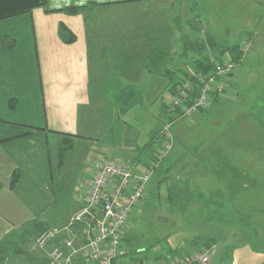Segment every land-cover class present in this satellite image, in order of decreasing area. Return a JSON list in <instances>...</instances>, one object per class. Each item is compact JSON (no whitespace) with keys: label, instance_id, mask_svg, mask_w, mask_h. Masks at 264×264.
Listing matches in <instances>:
<instances>
[{"label":"crops","instance_id":"0c3cea01","mask_svg":"<svg viewBox=\"0 0 264 264\" xmlns=\"http://www.w3.org/2000/svg\"><path fill=\"white\" fill-rule=\"evenodd\" d=\"M175 1L46 0L43 7L0 20V243L7 240L11 246L2 264H48V253L56 244L55 240L38 254L19 248V241L22 240L21 235L30 229L32 235H38L45 229V224L52 221L50 216L56 223L55 214L49 213L55 201L63 199L73 182V175L69 174L72 168L79 170L81 160H87L93 154L90 152L94 148L86 149L88 143H99L113 130L119 129L115 122L116 109L107 98V95L117 94L118 91L113 89L116 85L108 81L132 78L134 82L146 73L142 64L150 61L152 53L155 57H162L163 52V62L169 63V59L171 62L173 59L171 56L176 54L175 46H179L182 51L177 55L181 58L186 56L183 55L182 44L185 34L179 40L172 38L170 41L168 37L173 21L175 30H180L178 17H172L173 21H169L168 17V7L173 6ZM178 1L187 10H190L188 4L193 3L191 9H195L198 23L210 29L211 33L219 30L220 36L222 28L225 40L242 34H246L248 40L254 39V36L264 40V0ZM91 3L106 5H89L77 14L59 11L68 6ZM218 23L222 25L220 29ZM60 24L75 35L73 42H64L59 37ZM215 36L210 38L213 46L222 39ZM5 37L10 40V47L3 46ZM208 57L211 62L219 59L218 55ZM244 58L242 56L241 61ZM125 62L129 66L122 71L120 64ZM249 63L255 64L251 68L255 75L264 78V56L257 60L250 58ZM176 68L180 70V67ZM232 76L236 77L233 80L234 93L238 94L241 67L229 77ZM135 83H124L130 89L129 94L133 93ZM237 96L239 99V94ZM226 99L215 98L210 109L218 105V100ZM260 100L264 103V97ZM222 109L225 112L226 106H221ZM263 109L264 104L255 105L256 118L261 121L264 118ZM64 134L80 137L69 138ZM130 144L133 151L137 150L134 142ZM105 150L110 153L112 149ZM250 158L252 161L247 163L251 166L250 170L240 173L243 175L240 190L253 185L250 187L252 190L263 191V173L257 164L259 160L263 161L264 156L256 154ZM133 162L136 166L141 158L134 157ZM14 172L18 173V178L12 185ZM83 172L78 180L83 175L84 179L80 185L78 183L73 194L76 209L80 206L78 192L85 181L86 173ZM236 200L239 201L238 206L244 208L248 205L244 194L238 195ZM253 204L258 208L264 207V201L260 199H254ZM73 212L62 216L60 223H66ZM217 230L204 238L219 239L217 235L221 229ZM16 248L21 251L14 252ZM122 251L124 254L118 257L115 264H134L143 260L134 258V255L123 260L122 257L128 253L123 248ZM165 259L155 257L153 262L145 261L152 264Z\"/></svg>","mask_w":264,"mask_h":264},{"label":"rangeland","instance_id":"374dc122","mask_svg":"<svg viewBox=\"0 0 264 264\" xmlns=\"http://www.w3.org/2000/svg\"><path fill=\"white\" fill-rule=\"evenodd\" d=\"M174 3L168 7V17L169 21H173L174 16L178 17L180 30H175L173 21L169 40H179L185 34L189 40L187 45L195 42L193 48H187L185 57L177 55L179 52L181 54L182 47L179 50V46H175L176 54L170 55L172 62L160 64V68L168 67L172 71L180 67L177 70L178 81L181 75L194 69L193 61L197 58L217 55L219 58H231V46L242 45L245 39L251 43V47L243 55V58L247 56L246 59L240 60L241 63L232 71L234 74L239 67L242 69L240 90L237 91L239 99L238 94L234 93L236 88L233 80L236 77H228V89L221 98L227 97L235 101L218 100V105L215 104L213 109L204 110L193 118L178 119L171 125V147L146 183L144 198L132 207L121 245L128 254L122 258L126 260L134 255V258L153 262L155 257H186L195 247H203L209 251V261L206 264H264V207L254 206L257 202L253 204L254 199L264 201V190H252L250 187L253 185L240 190V179L243 177L240 173L242 170L247 169L246 173L250 170L251 166L247 165L252 161L250 157L256 154L264 156V118L263 122L257 119L255 112L256 104H264L260 100L264 97V78L262 75H255L251 70L255 64L249 63L250 58L257 60L264 56V40H259L257 36L248 40L246 34L240 37L234 35L233 39L225 40L222 37L224 32L221 23L217 24L221 28V36L218 35L219 30L211 33L210 29L207 30L198 23L194 15L195 9H191L193 3L188 4L190 10L181 6L178 0ZM111 17L112 14L109 15ZM212 35L222 38L216 41L215 46L210 39ZM164 55L162 52L163 58ZM178 61L181 63L176 64ZM147 67L156 69V66L149 63ZM150 72L141 74L134 82L132 78L116 80L119 83L116 82L113 89L118 93L109 94L107 98L113 108L118 103L123 104L121 97L127 98L125 114L119 116L115 111V122L119 129L113 130L109 137L99 143H88L86 149L94 148L90 152L93 154L87 160H81L82 167L79 170L72 168L69 174L72 173L73 182L69 184L63 199L61 197L55 201L49 213L55 214L56 223L52 222L53 218L50 216L52 221L45 224V229L61 227L65 223H60L61 218L73 212L74 208L76 210L73 194L78 183L80 185L84 179L83 175L78 180L79 175L82 171L87 174L95 160L122 159L133 164L134 157L139 154V147L159 134L166 120V112L160 117L158 108L161 99L168 104L171 97L164 91L168 79ZM125 82H136L132 94H128L130 89ZM160 93L162 94L158 97ZM116 96H121L120 100H115ZM221 106H226L225 112L224 109L220 110ZM261 112L264 115V109ZM130 142L137 145V150H132ZM164 142H167L164 135L159 134L153 145L140 156L141 162L134 169L144 170L149 167L148 164L152 165ZM107 148L112 149L109 150L110 153L105 150ZM258 162L264 183V159ZM74 171L77 172L76 175ZM240 194L248 199V205L244 208L238 206L239 201L236 200ZM219 228V239L204 238ZM37 236L31 234V229L24 232L19 248L32 253L31 245Z\"/></svg>","mask_w":264,"mask_h":264},{"label":"built area","instance_id":"2783aa9c","mask_svg":"<svg viewBox=\"0 0 264 264\" xmlns=\"http://www.w3.org/2000/svg\"><path fill=\"white\" fill-rule=\"evenodd\" d=\"M250 47L249 41L239 45L242 56ZM240 60L241 57L238 60L219 58L212 62L213 69L208 73L194 68L181 75L165 112L174 113L176 121L193 118L210 109L215 98L225 95L228 77ZM173 122L166 121L160 129L167 142H164L154 165L137 171L131 162L122 159L96 161L78 192V209L61 227L42 230L31 245L32 253L42 252L50 241L55 240L56 244L48 253V264H115L124 254L122 238L132 207L144 198L146 183L171 147ZM208 254L203 247H196L189 256L157 260L152 264H206ZM134 264L149 263L140 260Z\"/></svg>","mask_w":264,"mask_h":264},{"label":"trees","instance_id":"16d2710c","mask_svg":"<svg viewBox=\"0 0 264 264\" xmlns=\"http://www.w3.org/2000/svg\"><path fill=\"white\" fill-rule=\"evenodd\" d=\"M46 4V0H0V20L15 16V15H19L22 13H27L30 12L32 9L37 8V7H43ZM99 6V5H106V4H96V3H91L88 5H81V6H68L65 7L63 9H60L59 11L65 12L67 14H77L80 13L83 9L87 8L88 6ZM58 34L59 37L67 43H71L75 40V35L67 28L65 27L63 24H60L58 27ZM3 46L5 47H10L11 43L10 40H8V38H3ZM189 40H187V38L184 36L182 37V44H183V55H186L185 52L187 51V48H193L194 46H192V43L190 42L187 45V42ZM230 51L232 52V58L235 60L240 59V57H242L241 54V50L239 49V45H233L230 49ZM224 53V52H223ZM169 55V53H168ZM156 55L154 53H152L150 58V61H148L149 65L151 66H156L155 70H152L151 68L149 69L147 67V61L144 62L142 64L143 68L148 71V72H152V73H157V74H161L164 75L167 79H168V83L165 87L164 91H167L168 94L170 96H172L173 94H175L177 86H178V76H177V70L172 71L169 68H165L162 69L160 68V64H163L164 60L163 57H155ZM201 56V54H200ZM148 58V59H149ZM169 62H171V60L169 59ZM129 64L127 62L125 63H121L120 64V68L122 71H124L125 67H128ZM193 66L196 70H199L203 73H208L213 69V63L210 61L208 56H202L200 58H197L196 60L193 61ZM112 82V85L115 86L116 81L115 80H109L108 83ZM129 94V93H128ZM162 93H160L158 95V97L161 96ZM121 97V96H120ZM119 96H116L115 100H120ZM121 100H123V104L118 103L117 106H115L116 111L118 112L119 116L125 114V112L127 111V106L125 105V102L127 100V98L125 97H121ZM118 101H116L117 103ZM168 105L166 103L163 102V100L161 99V104H160V109L159 112L160 114L165 113V111L168 109ZM116 112V113H117ZM174 113H167L166 112V121H174ZM181 119V118H180ZM178 120V119H177ZM173 122V123H174ZM160 134V131H159ZM159 134L155 135L152 137V139H150L143 147H141L139 149V154L138 156H136V158H140V156L144 153V151L147 150V148L151 147L153 145V143L156 141L157 137H159ZM64 136H67L69 138L72 137H80L77 135H71V134H64ZM70 145V144H68ZM49 160H50V155H49ZM155 164V159L152 161V165ZM148 166H151V164H148ZM92 168V167H91ZM18 178V173L14 172L13 176H12V181L11 184L14 185L17 181ZM204 240V239H202ZM194 246H197L194 244ZM10 243L6 240L0 243V264L3 263V261L5 260L7 254L9 253V249H10ZM196 248V247H195ZM21 250L19 248H16L14 250V252H20Z\"/></svg>","mask_w":264,"mask_h":264}]
</instances>
